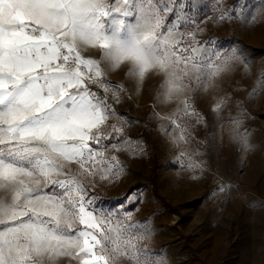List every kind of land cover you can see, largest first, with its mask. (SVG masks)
<instances>
[{
  "label": "snow or ice",
  "instance_id": "1",
  "mask_svg": "<svg viewBox=\"0 0 264 264\" xmlns=\"http://www.w3.org/2000/svg\"><path fill=\"white\" fill-rule=\"evenodd\" d=\"M209 11L218 23L250 16L242 0H0V264H162L142 243L147 218L126 210L138 192L115 209L96 195L123 175L122 153L142 151L115 107L125 86L108 77L124 70L137 91L159 77L156 102L173 107L153 117L187 145L205 119L192 97L213 94L219 118L233 102L215 95L220 80L248 71L234 47L203 36ZM261 87L264 74L249 96Z\"/></svg>",
  "mask_w": 264,
  "mask_h": 264
},
{
  "label": "rangeland",
  "instance_id": "2",
  "mask_svg": "<svg viewBox=\"0 0 264 264\" xmlns=\"http://www.w3.org/2000/svg\"><path fill=\"white\" fill-rule=\"evenodd\" d=\"M234 3L225 0L228 6ZM242 4L249 9L247 22L218 23L209 11L211 18L202 26L204 37L221 42L226 51L234 47L248 71L237 64L220 80L215 95L233 102L219 118L211 110L213 94L192 97L205 119L191 127L193 139L187 145H174L161 130L167 122L153 117L154 111L168 113L173 107L156 102L159 77L148 78L139 91L124 70L108 77L125 86L115 107L128 122L127 136L142 151L122 153L123 175L96 195L115 209L127 193L138 192L139 202L125 207L133 221L147 218L151 234L142 243L162 264H264V87L249 96L264 74V3ZM233 119L240 122L236 132L246 136V147L233 138ZM181 150L187 153L184 167L176 161ZM189 158L201 167L188 168ZM4 195L0 189V198ZM57 264L67 261L60 258Z\"/></svg>",
  "mask_w": 264,
  "mask_h": 264
}]
</instances>
